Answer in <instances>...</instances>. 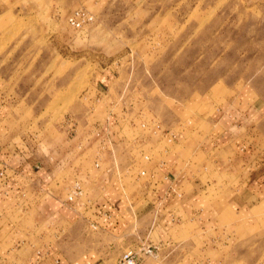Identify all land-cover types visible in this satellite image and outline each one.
Here are the masks:
<instances>
[{
    "label": "rangeland",
    "instance_id": "obj_1",
    "mask_svg": "<svg viewBox=\"0 0 264 264\" xmlns=\"http://www.w3.org/2000/svg\"><path fill=\"white\" fill-rule=\"evenodd\" d=\"M3 2L15 7L3 17L0 33V97L6 106L0 157L17 169L28 163L52 168L58 181L51 188H65L66 198L79 170L87 179L77 209L97 213L95 203L104 198L93 180L103 173L114 176V188L133 193L147 184L155 164L168 169L176 152L181 162H196L193 171L204 185L213 181L215 157L202 148L220 134L224 115L232 127L243 125V157L264 164V0ZM77 9L92 13L94 23L73 29L68 18ZM108 67L117 82L96 95L92 81ZM98 113L100 121L109 113L116 117L128 153L121 162L110 164L109 145L96 167ZM15 201L13 207L27 200ZM53 210L50 218L31 210V225L24 227L31 228L33 251L51 243L71 261L90 262L106 258L112 242H122L93 229L83 212L66 217ZM178 240L134 242L120 251L156 246V256L145 258L151 264H264L261 227L237 231L227 246Z\"/></svg>",
    "mask_w": 264,
    "mask_h": 264
},
{
    "label": "crops",
    "instance_id": "obj_2",
    "mask_svg": "<svg viewBox=\"0 0 264 264\" xmlns=\"http://www.w3.org/2000/svg\"><path fill=\"white\" fill-rule=\"evenodd\" d=\"M3 1L0 0V33L3 17L15 7L12 5L9 8ZM110 69L111 67L104 69L93 79L91 90L96 95L116 84V72ZM89 91L86 92L88 96L93 93ZM1 92L3 94L2 89ZM5 107L4 98L0 97V118L4 116ZM99 113L94 115L96 119L93 129L104 130L114 141L108 154L110 164L121 162V158L128 156V153L125 142L122 143L125 140L122 141L121 134L117 131L116 117L109 113L100 121L97 120ZM225 117L227 118L224 115L219 120L222 126L220 134L211 138L210 143L202 148L204 154L215 157V172L212 175L216 178L213 181L204 185L193 171L197 166L196 162H181L176 152L169 159L168 173L162 172L168 169L162 170L160 164H155L151 168L147 184L138 185L133 193L126 190L123 193L114 188V176L109 173H103L94 179V183H99L97 187L103 192L104 198L95 203V206H99L97 213L89 208L85 213L84 210L77 209L76 205L66 204V197L63 196L65 188H51L58 181L49 172L52 168L42 169L38 164L32 166L28 163L17 169L3 162L0 157V172L4 173L0 177V264H110L122 254L121 249L124 250L134 242L145 240L165 244L164 242H182L177 239L188 237L186 242H202L208 248L222 242L227 246L237 231H250L251 228L259 227L264 229V164H254L243 157L248 149L247 141H243L245 135L240 131L243 130V125L232 127L224 121ZM237 122L235 120L234 124ZM188 171H193V174L188 175ZM84 178L87 179L77 170L74 180L84 185ZM69 180L64 179L65 182ZM188 186L192 188L189 190ZM57 187L61 186L58 184ZM25 198V205L21 203L18 207H13L14 200L20 203ZM56 207L66 217L75 211L85 213L83 218L88 222L97 223L102 232L122 242H112L113 251H109L107 257L104 256L106 258L95 256L90 262L85 261V258L71 261L51 243L39 242L41 247L33 251L37 246L31 249V228L27 231L24 227L25 223L31 225V210L36 211V214L45 212L47 218H50L51 214H55L53 209ZM258 245L264 246V242H259ZM176 262L180 261L176 258ZM144 263L151 264V260L145 259Z\"/></svg>",
    "mask_w": 264,
    "mask_h": 264
},
{
    "label": "built area",
    "instance_id": "obj_3",
    "mask_svg": "<svg viewBox=\"0 0 264 264\" xmlns=\"http://www.w3.org/2000/svg\"><path fill=\"white\" fill-rule=\"evenodd\" d=\"M95 17L92 13L85 9H77L68 18V24L75 30H82L86 26L94 23ZM93 136L98 141V163L96 162V167H100V161L104 159L103 153L108 149V146H113V141L109 138L108 135L105 134L104 130L94 129ZM95 140V141H96ZM146 160H150V158L146 157ZM4 176L3 172H0V177ZM139 176L145 177L146 172L142 171ZM85 196V190L83 186L76 182L72 189L70 190L65 203L68 205H76L80 202L84 204L83 198ZM91 227L95 230L99 228V225L95 222H91ZM142 242H146L145 240ZM158 252V248L153 245L142 244L138 248H131L124 252L117 264H144V260L147 257H154ZM58 263V262H57Z\"/></svg>",
    "mask_w": 264,
    "mask_h": 264
}]
</instances>
